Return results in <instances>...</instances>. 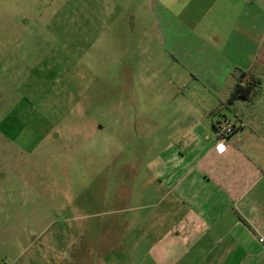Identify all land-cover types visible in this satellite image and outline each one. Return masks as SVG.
I'll list each match as a JSON object with an SVG mask.
<instances>
[{
	"label": "rangeland",
	"instance_id": "rangeland-1",
	"mask_svg": "<svg viewBox=\"0 0 264 264\" xmlns=\"http://www.w3.org/2000/svg\"><path fill=\"white\" fill-rule=\"evenodd\" d=\"M148 5L0 0V264H215L179 188L148 183L168 138L136 63Z\"/></svg>",
	"mask_w": 264,
	"mask_h": 264
},
{
	"label": "crops",
	"instance_id": "crops-1",
	"mask_svg": "<svg viewBox=\"0 0 264 264\" xmlns=\"http://www.w3.org/2000/svg\"><path fill=\"white\" fill-rule=\"evenodd\" d=\"M148 3L150 24L136 63L148 99L165 106L155 124L168 134L162 156L149 164L156 168L151 192L165 200L179 188L171 204L192 214V247H200L201 261L262 264L264 249H256L264 237V0ZM15 53L0 47V64ZM242 74L259 79L260 92L230 103ZM219 118L235 127L220 154Z\"/></svg>",
	"mask_w": 264,
	"mask_h": 264
},
{
	"label": "built area",
	"instance_id": "built-area-1",
	"mask_svg": "<svg viewBox=\"0 0 264 264\" xmlns=\"http://www.w3.org/2000/svg\"><path fill=\"white\" fill-rule=\"evenodd\" d=\"M250 78L246 76L242 78V83H247ZM235 132V127L224 120L223 118H219L216 121L215 126V147L216 149H220L221 147L225 146L226 143L230 140L232 135ZM258 242L264 246V237H260Z\"/></svg>",
	"mask_w": 264,
	"mask_h": 264
},
{
	"label": "trees",
	"instance_id": "trees-1",
	"mask_svg": "<svg viewBox=\"0 0 264 264\" xmlns=\"http://www.w3.org/2000/svg\"><path fill=\"white\" fill-rule=\"evenodd\" d=\"M245 76H246L245 74H242L240 76L239 81L235 86L232 96L229 100L230 103L233 100H236L237 98H244L245 93L249 92L253 95H256L260 92L259 90L260 80L255 79L253 76H250V80L247 83H242V78H244Z\"/></svg>",
	"mask_w": 264,
	"mask_h": 264
}]
</instances>
